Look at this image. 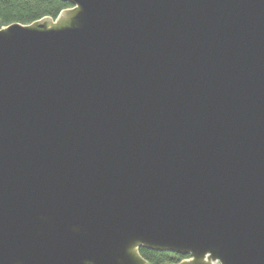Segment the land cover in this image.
Segmentation results:
<instances>
[{"label": "water", "instance_id": "1", "mask_svg": "<svg viewBox=\"0 0 264 264\" xmlns=\"http://www.w3.org/2000/svg\"><path fill=\"white\" fill-rule=\"evenodd\" d=\"M0 25V264H264V0H65Z\"/></svg>", "mask_w": 264, "mask_h": 264}, {"label": "trees", "instance_id": "2", "mask_svg": "<svg viewBox=\"0 0 264 264\" xmlns=\"http://www.w3.org/2000/svg\"><path fill=\"white\" fill-rule=\"evenodd\" d=\"M69 6L71 3L65 0H0V25L29 24L46 16L56 18ZM140 252L150 264H169L179 262L185 257L174 252L144 247Z\"/></svg>", "mask_w": 264, "mask_h": 264}]
</instances>
